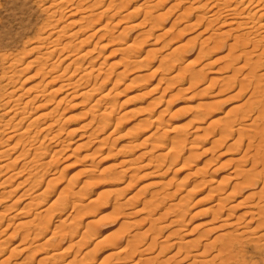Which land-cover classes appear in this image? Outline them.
Returning a JSON list of instances; mask_svg holds the SVG:
<instances>
[{"label":"rangeland","instance_id":"obj_1","mask_svg":"<svg viewBox=\"0 0 264 264\" xmlns=\"http://www.w3.org/2000/svg\"><path fill=\"white\" fill-rule=\"evenodd\" d=\"M59 1L0 0V264H264V39L197 8L238 0Z\"/></svg>","mask_w":264,"mask_h":264},{"label":"bare ground","instance_id":"obj_2","mask_svg":"<svg viewBox=\"0 0 264 264\" xmlns=\"http://www.w3.org/2000/svg\"><path fill=\"white\" fill-rule=\"evenodd\" d=\"M180 1H182V0H180ZM180 1H178V2H180ZM202 1V0H201ZM210 1V0H209ZM232 0H220V2L221 3H229V2H231ZM244 1L245 0H238L235 4H233V5H228V6H225V7H223L224 8V10L223 9H221V8H217L218 6H216L215 4H210V5H208V0H207V2H205V3H207V4H203V2L201 3H198V0H197V3H198V6H197V8H199V7H206V8H210L211 10H210V12H212L213 13V17L214 16H217V17H221V18H223V23L222 24H224L225 26L226 25H228V26H230V28L232 29V30H239V31H241V34L240 35H238L237 34V36L235 37L236 38V42L238 41V43L240 42V39H244V38H246L245 40H247V38L248 37H250L251 35L253 36H260V37H262V39H264V22L263 23H259V22H257V21H254V20H252V18H254V16H256V14H259V12L257 13V11H259L256 7H258L259 5H261L260 4V0L259 1H257L256 3H257V5H256V7L254 8V9H252V10H249V13L245 16V15H243V16H245L244 18H246V19H244V21H240V19H239V15H240V10H244V9H246V7H248V5H250L251 4V2H253V0H249L250 1V4H248V5H246V6H243V8L244 9H240L239 7H240V5H242L241 3H243L244 4ZM61 4H63V5H65L66 3H70V0H60L59 1ZM194 2V1H193ZM220 2H218L217 3V5L220 3ZM262 2V1H261ZM210 3V2H209ZM220 3V4H221ZM61 6V7H65V6ZM245 5V4H244ZM73 7V6H72ZM202 7V8H203ZM77 8V7H76ZM62 9V8H61ZM108 9V8H107ZM205 9V8H204ZM73 11H74V13H73ZM75 11H77V10H74L73 8L71 9V11L70 12H72V13H70L69 15L71 16V17H75L76 16V12ZM101 12V11H100ZM260 13H261V11H260ZM85 16V15H84ZM101 16V15H100ZM239 16V17H238ZM242 16V17H243ZM261 16H264V12H262V14H261ZM77 17V16H76ZM81 17V16H80ZM82 18H84V17H82ZM82 18H80V19H82ZM85 19V18H84ZM243 19V18H242ZM78 20V19H77ZM212 20V19H211ZM214 20H215V17H214ZM76 21V20H75ZM75 21H72V20H70V24L72 25V24H76V22ZM81 21V20H80ZM68 23V24H69ZM69 24V25H70ZM223 25V26H224ZM65 26L63 25L58 31H56V32H52V33H50L47 37H46V39H48V38H50V36L53 34V36L55 35L56 37H58V36H60V33L61 32H63V28H64ZM229 28V29H230ZM230 29V30H231ZM260 29H262L263 31H260ZM77 32V31H76ZM76 32H72V34L74 33V34H76ZM263 32V33H262ZM40 38V37H39ZM55 38V37H54ZM208 38H210V37H208ZM207 39V38H206ZM261 39V38H260ZM54 40L55 39H53V40H51L50 41V43H49V45L51 44V43H53L54 42ZM57 41V40H56ZM247 42H248V40H247ZM238 45V44H237ZM46 46H48V45H46ZM49 48V46L48 47H46V48H44V49H46V51H45V53H42L43 54V56H47V58L49 57L50 58V56L52 55V53H53V51L54 50H52V49H48ZM50 50H52V51H50ZM131 50V49H130ZM49 54V55H47V54ZM44 54H46V55H44ZM68 56V55H67ZM55 62V61H54ZM53 66H55V63L54 64H52V66L51 67H53ZM56 67V66H55ZM51 69V68H50ZM48 70V69H47ZM64 71V70H63ZM47 72H49V70L47 71ZM65 72V71H64ZM64 72H62V74H64ZM71 74H73V73H71ZM70 75V74H69ZM11 78V77H10ZM13 78V77H12ZM83 77H80V78H77V79H75V80H72V76H69V77H66V79H64L65 80V82H64V84L62 85V88L64 89V91H67L66 92V95L67 96H70V95H73V94H75V93H78V91H80V90H83V87H81V86H84L85 87V85H81L80 86V79H82ZM8 81H10V80H8ZM9 84V83H8ZM86 88V87H85ZM92 88V87H91ZM81 92H83V91H81ZM86 92V91H85ZM84 92V93H85ZM88 93V92H87ZM11 96V98L9 97L8 99H10V100H8L9 101V103L12 105L11 106V108L10 109H8V110H6V112H4V113H2V114H10V113H12L9 117L11 118V120H16L17 119V121H18V123L19 122H22V120H23V118H24V115H25V113L26 112H22V111H24V109L27 107V105L30 103V100L29 99H27V100H25V101H23V105L22 106H19V107H17L18 106V103L20 104L21 103V101H22V99H23V94H21V93H18V91L16 92V90L12 93V95H10ZM39 96V94H35L32 98L34 99V98H36V97H38ZM99 100H97L96 101V104H95V106H99ZM5 105H6V103H5ZM97 106V107H98ZM252 111V110H251ZM104 112V111H103ZM105 113H106V111H105ZM104 113V114H105ZM51 114H54V111H50V115ZM100 114V113H99ZM246 114H248V113H246ZM96 115H98V114H96ZM101 115H103L102 114V112H101ZM17 116V117H16ZM23 116V117H22ZM46 116H48V115H46ZM242 117H240V123H239V121L238 120H235L234 122H236V123H239V125H241V124H243V123H241V121H244V115H241ZM102 117V116H101ZM236 119V118H235ZM16 121V122H17ZM56 121V120H55ZM53 120H51V121H49V122H46L42 127V129H40L41 131H44V133H45V135L44 136H48V135H52V136H54L55 137V133H54V125H53ZM6 125V124H5ZM7 125H8V123H7ZM16 127V126H15ZM15 127H13V128H15ZM8 128V127H7ZM6 129V128H5ZM4 130V129H3ZM56 131V130H55ZM58 131V130H57ZM4 132V131H3ZM54 134V135H53ZM17 135H21L22 136V138L24 137V138H28L29 140H28V142H27V144L29 143L30 144V142H32L33 141V139H34V136H31V134H30V131H29V125H27V127H25L24 129H22L21 130V132L20 133H18ZM17 135H15V133L14 134H12V137H14V136H17ZM9 137V136H8ZM54 137H51L52 139H54ZM50 138V137H49ZM50 138V140H52ZM56 138V137H55ZM54 141V140H53ZM61 142V141H60ZM58 144V143H57ZM32 145V144H31ZM31 145L29 146V147H31ZM33 146V145H32ZM62 150V149H61ZM56 151V150H55ZM59 153V152H58ZM166 156V155H165ZM3 167V166H2ZM251 169V168H250ZM253 169V168H252ZM251 171V170H250ZM250 171H248L247 169H237V170H234V172H233V174L235 175V176H243L244 175V177H248V181L249 182H253V180L255 181V175H257V173L255 174V173H253L254 172V170H252V173L254 174V177L252 176V173H250ZM258 175L260 176V174H259V172H258ZM261 177V176H260ZM243 178V177H242ZM257 178H259L258 176H257ZM256 178V179H257ZM263 178H264V176H263ZM260 179V178H259ZM257 182V181H256ZM238 186V185H237ZM250 199V198H249ZM264 199V198H263ZM221 200V202L220 203H218L219 205H222V204H224V200L223 199H220ZM259 203V202H258ZM257 203V204H258ZM249 204H252V203H249ZM254 204V203H253ZM248 205V204H247ZM246 205V206H247ZM255 205V204H254ZM250 206V205H249ZM256 206V205H255ZM248 207V206H247ZM251 207V206H250ZM250 207L249 208H247V209H245L246 207H244V211L242 212V215L240 216H238V218H237V220H234V221H231L229 224H227V225H230V226H234V227H236L237 229V231H239L240 229H241V231H243L242 230V228H243V226H244V224H248L249 222H253V221H250L249 219H253V218H255L253 215H255V207H254V210H251L250 209ZM264 207V206H263ZM257 209V208H256ZM258 209H260V210H262L261 208H259L258 207ZM219 210H221V208L219 207V208H217V209H214V212H215V214H216V217H215V219H217V216L219 215ZM258 211V210H257ZM256 211V212H257ZM259 212V211H258ZM218 214V215H217ZM259 214H257V216H258ZM250 216H251V218H250ZM256 216V217H257ZM261 217H262V215H260ZM229 217H231V216H229ZM259 217V216H258ZM224 220H228V219H224ZM243 220V221H242ZM256 220V219H255ZM246 221V223H244ZM261 221V220H260ZM261 225V224H260ZM245 228V227H244ZM247 228V227H246ZM255 228V227H254ZM240 232V231H239ZM242 233V232H241ZM243 233H244V231H243ZM242 233V234H243ZM231 234L230 233H225V234H223V235H221V236H219L217 239H215L214 241H213V244H211L212 246H214V245H216V241H217V243L220 241V243H221V245L220 246H222V248H225L226 246V244L227 243H231V241L229 242L228 240H227V243H225L226 242V240H225V238H227V237H229ZM239 235H240V233H239ZM239 235H237V236H239ZM242 236V235H241ZM244 236V235H243ZM247 236V235H246ZM232 240V239H231ZM235 240L237 241V242H239V239H238V237H236L235 238ZM152 243L153 244H155L154 243V241H152ZM195 243V242H194ZM193 241H190V242H187V248H189V247H191L193 244ZM152 244H150V246H151ZM156 245V244H155ZM153 246V245H152ZM197 246V245H196ZM230 246V245H229ZM207 247V246H206ZM139 248V247H138ZM147 248H152V247H149V246H147ZM162 248L164 249L165 247H163L162 246ZM137 249V248H136ZM205 249V248H204ZM123 250H124V248H123ZM122 250V251H123ZM125 250H126V248H125ZM146 251L148 250V249H145ZM190 250V249H189ZM206 250V249H205ZM127 251V250H126ZM133 252H136V251H133ZM140 252V251H139ZM142 252H144V250H142L141 251V253ZM223 252V251H222ZM131 253V252H130ZM188 253H189V251H188ZM197 254H194V256L195 257H201V258H199V259H202V257H203V255L202 254H204V252L203 253H198V252H196ZM132 254V253H131ZM189 254H192V253H189ZM129 255V254H128ZM218 255V254H217ZM131 257V256H130ZM132 258V257H131ZM204 258V257H203ZM216 258V257H215ZM156 259V258H155ZM157 260V259H156ZM202 260H204V259H202ZM208 260V259H207ZM196 261V260H195ZM194 261V262H195ZM211 261V260H210ZM155 262V261H154ZM206 262H208V261H206ZM212 262V261H211ZM100 263V262H99ZM214 263V262H213ZM135 264H136V262H135ZM195 264V263H194ZM202 264H203V261H202ZM219 264V263H218ZM221 264V263H220Z\"/></svg>","mask_w":264,"mask_h":264}]
</instances>
